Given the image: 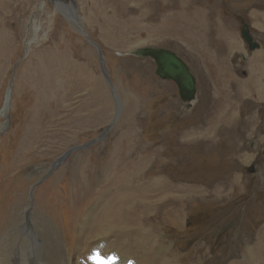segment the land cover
<instances>
[{
	"label": "rangeland",
	"instance_id": "rangeland-1",
	"mask_svg": "<svg viewBox=\"0 0 264 264\" xmlns=\"http://www.w3.org/2000/svg\"><path fill=\"white\" fill-rule=\"evenodd\" d=\"M263 11L264 0H0V238L16 257L30 264L47 234L64 260L90 264L82 221L86 241L124 198L147 238L127 236L132 255L154 245L171 264H264ZM145 47L186 61L196 99L131 53ZM114 240L89 248L120 258Z\"/></svg>",
	"mask_w": 264,
	"mask_h": 264
},
{
	"label": "bare ground",
	"instance_id": "bare-ground-1",
	"mask_svg": "<svg viewBox=\"0 0 264 264\" xmlns=\"http://www.w3.org/2000/svg\"><path fill=\"white\" fill-rule=\"evenodd\" d=\"M131 53L133 55L140 57L139 54L137 53V49L135 50V53H134V50L131 51ZM141 57H144V56H141ZM259 88H257V92L260 95H263V90H262L263 88H260V89ZM196 89H197V84H196ZM196 94H197V91H196ZM195 97H196V95H195ZM6 100H7V105L5 106V108H7L9 100H11V93L8 92ZM189 100L190 99H188V101ZM184 101L186 102L187 100L184 99ZM200 107H202L201 111L198 114V117L200 118V120L196 119L198 121H201L203 119V115H207L206 114L207 108L204 105L203 106L201 105ZM226 110H227V106L223 107L222 111H226ZM228 115H232V113L230 114V112L228 113V111H227V113H226L227 117L221 118L219 116L221 118V119L219 118V122H221L224 119H225V121L223 123L230 121L231 117H228ZM219 122H218V124H215L214 126H217L216 128L219 127V131H221L220 130L221 126H222L221 124H223V123H219ZM204 124H206V122H203V120H202V126H205ZM202 126H200V128ZM191 133H192V131H191ZM188 135H186V136H188ZM134 202H135V200L132 202H126V200H124V198H120L118 200L113 201V203H111V204L109 203L108 204L109 208H107L108 206L106 207L107 210L100 219V228L96 229L97 228L96 227L95 229H93L90 227L89 228L90 232H88L89 230L87 231L89 233V235L86 237V241L84 240V238H85V234H86L85 229H87V222L83 224L84 221H82L81 228H83V229L82 230L80 229L81 232H80V236L78 237V239H79L78 245H80V248L82 245V247H83V248H81L82 250H79V247L77 246V251L80 253V257H82L84 259L87 258L89 260L90 264H125V261L123 260V258L124 259L127 258L129 263L126 262V264H171L169 262L170 260L167 257V252L163 253V254H166V257H165L161 253V249H160V251H158V250H157V252L155 251L154 245L150 248V250L148 252L145 250H139V248H137L135 255H132L129 253V251L127 249V240H128L127 236L132 238L133 241L135 242V245L138 247L143 245L142 243L147 242V238H146V240L138 238L137 237L138 232H133L134 229H132V228L137 227L136 230H141V228H142V225H140L141 224L140 217L135 216V215H133L131 217V214H129V213H132L133 210L134 211L136 210L135 208H133ZM127 219H129V220H127ZM29 229H28V227L26 228V230H29ZM83 230H85V233ZM2 232H3V229H2ZM129 233L131 236L129 235ZM29 235H30V232H29ZM48 236H50V238H47ZM110 236L114 237V239H115L114 243H116V244L120 243L122 245V247H119L117 250V252L121 256L120 258H117V257L115 258L112 255H111V257L104 255L105 252H108V253L112 252L110 249H109V251L107 250V248H110V246H108V245L99 246L100 243L96 244V246H99L96 248L97 252L94 251L93 248H89V246L94 245L93 243H98L99 240H106L107 243H109L110 245H111V242L113 244V241L108 242V238ZM97 239H98V241H97ZM44 240H45V243L44 242L43 243H44L45 248L43 249L42 248L43 246L41 247L43 249L42 254H41V252H39V254L36 253V251H35L36 246H34L35 245L34 243L32 244L31 247L29 246L30 247L29 248L30 256L32 257L33 254L35 255V257H32V261L30 260V264H74L73 262H70V259L68 261L64 260V258L62 256L63 254H62L61 249H60L61 246L59 247V239L57 238V236L45 234ZM0 242H1L0 264H11L12 261H15L16 264L17 263L18 264H28V261H26L24 259L22 254L19 255V257H16V255H18V253L14 252L13 238L11 237L10 234L6 235L5 238L4 237L0 238ZM34 242H36V240H34ZM246 250L248 251V247L246 248ZM99 251L101 253L100 257H99ZM149 252H153V257L150 260L148 258ZM123 254L126 258L123 256ZM161 255H163L164 257H161ZM249 255H251V254H249Z\"/></svg>",
	"mask_w": 264,
	"mask_h": 264
},
{
	"label": "water",
	"instance_id": "water-1",
	"mask_svg": "<svg viewBox=\"0 0 264 264\" xmlns=\"http://www.w3.org/2000/svg\"><path fill=\"white\" fill-rule=\"evenodd\" d=\"M242 37L248 43L250 50H255L256 48L260 47V42L257 39L253 38L246 23L244 25ZM137 53L139 54V56L152 57L155 60L157 66L156 73L161 78L175 81L178 85L182 99L192 100L195 97L197 91L196 78L192 73L189 65L181 56L169 49L162 47L138 48ZM99 57L102 62H105L101 50H99ZM9 93H11L10 90ZM9 104L10 102L7 106V112L9 111ZM249 171L255 172V165H251L249 167Z\"/></svg>",
	"mask_w": 264,
	"mask_h": 264
},
{
	"label": "crops",
	"instance_id": "crops-1",
	"mask_svg": "<svg viewBox=\"0 0 264 264\" xmlns=\"http://www.w3.org/2000/svg\"><path fill=\"white\" fill-rule=\"evenodd\" d=\"M261 13V12H260ZM262 14H264V11H263V13ZM254 15H257V14H254ZM261 21H263L262 20V18H259ZM261 26H263V25H261ZM251 33V35L253 36V34H252V32H250ZM254 38V37H253ZM235 42V41H234ZM259 53V52H258ZM260 54H261V57H260ZM260 54H258V59H260L261 58V60L263 61V54H262V52L260 53ZM258 61V60H257ZM257 64H259V61L257 62Z\"/></svg>",
	"mask_w": 264,
	"mask_h": 264
},
{
	"label": "flooded vegetation",
	"instance_id": "flooded-vegetation-1",
	"mask_svg": "<svg viewBox=\"0 0 264 264\" xmlns=\"http://www.w3.org/2000/svg\"><path fill=\"white\" fill-rule=\"evenodd\" d=\"M248 25V24H247ZM248 27H249V30H251V27H250V25H248ZM249 47V46H248ZM251 51H253V50H251Z\"/></svg>",
	"mask_w": 264,
	"mask_h": 264
},
{
	"label": "clouds",
	"instance_id": "clouds-1",
	"mask_svg": "<svg viewBox=\"0 0 264 264\" xmlns=\"http://www.w3.org/2000/svg\"><path fill=\"white\" fill-rule=\"evenodd\" d=\"M244 24H245V23H244ZM244 24H243V25H244ZM246 24H247V23H246ZM247 44H248V43H247ZM248 48H249V47H248Z\"/></svg>",
	"mask_w": 264,
	"mask_h": 264
}]
</instances>
